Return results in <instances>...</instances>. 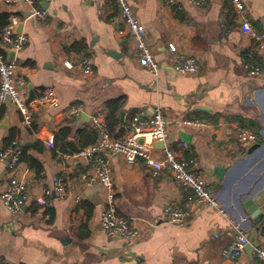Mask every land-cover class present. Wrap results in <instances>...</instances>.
Here are the masks:
<instances>
[{"label":"crops","instance_id":"obj_1","mask_svg":"<svg viewBox=\"0 0 264 264\" xmlns=\"http://www.w3.org/2000/svg\"><path fill=\"white\" fill-rule=\"evenodd\" d=\"M243 1L250 23L264 33V0ZM132 3L154 49L157 73L139 65L113 0H42L39 7L48 10L45 20L27 17L26 4L0 5L2 11L21 17V32L28 38L17 54V78L25 95L34 98L51 86L60 100L58 106L43 107L36 114L35 129L22 125L13 105L0 104V150L13 142L20 147L37 144L29 154L40 162V174L28 163L21 165L32 180V193L41 194L54 175L68 187L67 196L54 198L51 205H38L32 198L13 216L1 198L10 170L7 162L0 164V264H262L251 248L238 261L227 258L224 252L236 232L216 208L197 202L192 190L169 171L154 174L142 159L128 163L111 154L106 160L115 182L117 211L133 220L141 235L133 242L108 236L100 226L105 192L82 179L90 165L76 153L51 150L60 127L93 126L92 117L105 116L109 100L124 101L119 114L124 135L136 111L151 115L160 107L168 120L165 146L193 160L192 168L204 173L222 207L242 221L250 240L264 241V213L256 222L243 207L244 195L264 176V79L251 77L243 62L251 52L264 63V50L242 32L229 0H207L201 6L191 0ZM77 41L86 44V51L68 52L66 47ZM183 54L198 56V74L174 70ZM85 56L92 59L89 75L79 64ZM75 104L82 106L84 115H70ZM190 118L205 123H183ZM238 126L256 133L259 146L242 148ZM182 142L188 147H181ZM155 154L163 156L161 150ZM167 203L189 212L185 225L166 220ZM261 209L264 212V203Z\"/></svg>","mask_w":264,"mask_h":264},{"label":"built area","instance_id":"obj_2","mask_svg":"<svg viewBox=\"0 0 264 264\" xmlns=\"http://www.w3.org/2000/svg\"><path fill=\"white\" fill-rule=\"evenodd\" d=\"M48 2L50 0H44ZM119 8L120 17L127 29L135 56L140 66L153 73L159 70V63L154 56V49L147 40L145 25L139 19L132 0H113ZM196 6L203 5L207 0H191ZM230 4L240 20V28L260 50H264V33H259L250 23L247 17L246 5L243 0H229ZM173 3L174 0H168ZM26 4L27 17L45 20L48 10L36 5L35 0H0V5L5 7ZM10 14V13H9ZM21 17L16 13L9 15V23L4 27L0 37V104L13 105L21 115L23 126L31 128L36 122V114L43 107H55L60 103L55 89L45 86L34 98H28L17 78L18 59L17 54L24 49L28 38L22 32L17 31ZM10 52L14 55L11 56ZM66 66L72 67L69 61ZM83 73H92V59L89 56L82 57L79 61ZM243 65L248 74L254 78L264 79V63L254 59L250 52L244 59ZM174 70L182 75H194L200 72L199 58L195 54H183L179 56ZM83 112L80 104L73 105L69 113L71 116H79ZM94 128L98 132L97 141L78 151L75 156L83 163L90 165V169L82 174L83 181L88 185L99 184L105 192L106 206L101 214V229L110 237H121L129 242L140 238L141 230L134 221L119 214L116 205V189L112 171L106 160V155H120L128 163H134L138 159L159 174L163 170L169 171L171 176L186 188L192 190L197 202L205 203L216 208L229 222L236 232L235 240L225 250L227 258L238 261L246 251V246L251 245L253 252L264 264V241L260 244L250 240L242 228V221H237L220 204L215 187L210 184L204 173L192 168L193 160L181 157L175 150L164 147L158 149L155 144L166 143L168 136V120L164 111L156 107L151 115L144 110L136 111L127 126L128 132L116 138L111 135L109 125L103 114L92 117ZM184 124H204L198 118L184 119ZM237 141L242 148H248L258 142V135L253 131L238 126L236 128ZM142 140V141H141ZM181 147L187 148L188 144L182 142ZM161 150L162 157L155 152ZM22 147L13 142L7 148L0 150V164L7 162L10 176L1 198L13 215H18L33 198L34 202L41 206H49L54 198H64L68 194L65 180L59 176L52 177V183L42 190L41 194L32 193L30 185L32 180L28 177V171L22 168L20 155ZM164 215L168 222L176 225H185L189 212L177 203H167Z\"/></svg>","mask_w":264,"mask_h":264},{"label":"trees","instance_id":"obj_3","mask_svg":"<svg viewBox=\"0 0 264 264\" xmlns=\"http://www.w3.org/2000/svg\"><path fill=\"white\" fill-rule=\"evenodd\" d=\"M42 0H35L37 6H40ZM9 13H6L0 8V37L4 27L9 23ZM86 44L81 41L74 42L66 47L68 52L84 53ZM123 99H112L107 102V113L105 120L109 125L111 135L120 138L124 135L125 130L120 123L119 114L123 107ZM34 123V129H35ZM98 132L94 126H86L82 129H73L70 125H64L55 133L54 146L51 148L54 154H74L82 148L91 145L97 141ZM37 144L22 147L20 161L28 163L29 167L35 171L36 175L40 174L42 166L40 162L29 154L30 149H36Z\"/></svg>","mask_w":264,"mask_h":264},{"label":"water","instance_id":"obj_4","mask_svg":"<svg viewBox=\"0 0 264 264\" xmlns=\"http://www.w3.org/2000/svg\"><path fill=\"white\" fill-rule=\"evenodd\" d=\"M47 3H42L43 7H46ZM23 24L22 22L17 26V31L21 33ZM10 55L13 56L14 53L10 52ZM84 115V113H82ZM124 112H121V120L123 119ZM142 141V140H141ZM157 147L164 148L165 145L163 142H158L155 144ZM259 146V143H255L251 146L250 150L255 149ZM264 203V176L262 179L252 188L250 193L245 194L243 197V207L246 215H250L251 218L255 219L256 222H259L262 217L263 210L261 209V205ZM246 248H252L251 245H247Z\"/></svg>","mask_w":264,"mask_h":264}]
</instances>
